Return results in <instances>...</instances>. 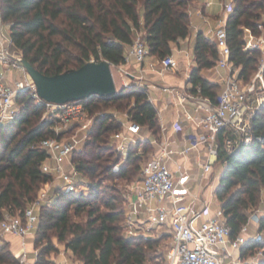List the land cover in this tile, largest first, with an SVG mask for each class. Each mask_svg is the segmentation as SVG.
<instances>
[{"label":"trees","instance_id":"16d2710c","mask_svg":"<svg viewBox=\"0 0 264 264\" xmlns=\"http://www.w3.org/2000/svg\"><path fill=\"white\" fill-rule=\"evenodd\" d=\"M195 1L0 0V19L8 26L21 57L40 72L53 75L91 60L123 64L125 50L137 33L149 54L161 60L189 35L190 7ZM263 13L264 0H232V9L227 14L229 59L239 69L243 81L252 77L261 59L259 50L244 49L245 29L258 34L257 25L263 22ZM193 54L195 65L188 76L192 90L199 86L201 95L215 103L221 86L202 75L204 69L214 67L219 59L214 40L203 31L197 32ZM15 100L19 105L17 114L10 123L0 126V219L6 213L23 215L40 188L52 180V176L41 171L46 153L40 141L54 136L53 123L41 120L44 107L28 92L18 93ZM83 101L93 121L87 137L71 158L89 178L87 193L66 192L59 186L52 189L50 200L39 209L33 235L37 250L34 264H51L48 254L56 250L51 236L64 242L82 264H153L147 250L156 240L125 234L124 193L121 188L103 185L100 177L115 175L126 182L139 179L146 147L152 146L149 139H140L125 155L117 151L112 135L121 130L122 119L104 110L110 107L124 110L128 120L159 138L157 107L146 89L138 88L136 83L122 86L112 96L92 95ZM252 131L262 140L241 144L232 152L223 149V134L218 135L220 147L215 166L221 170L215 194L231 238L240 233L249 216L264 201V106L252 120ZM115 154L120 157L112 164ZM255 223L256 233L261 237L246 239L240 247L242 257L256 249H261L264 255V214H259ZM164 260L165 254L160 264ZM16 263L9 242L0 240V264ZM258 264H264V259Z\"/></svg>","mask_w":264,"mask_h":264},{"label":"built area","instance_id":"2783aa9c","mask_svg":"<svg viewBox=\"0 0 264 264\" xmlns=\"http://www.w3.org/2000/svg\"><path fill=\"white\" fill-rule=\"evenodd\" d=\"M224 14L218 16L214 24H209L208 17L203 16L210 25L209 38L214 40L219 59L216 66L225 68L221 78V88L216 102L201 95L197 86L195 93L177 94V102L184 104L193 100L192 109L184 108L182 117L193 129L186 135L187 144L173 147L167 139L150 141L158 150L152 157L144 159L140 164V177L126 185L125 217L123 230L131 236L147 237L141 229L159 226L168 231L170 242L165 252L164 264H228L232 258V250L239 251L246 242L245 233L250 223L257 222L259 214H264V207H258L249 216L240 233L230 237L221 207L211 209L218 176L215 164L218 159L219 133L223 134L222 146L226 152L234 151L241 144L249 145L254 140L261 141L252 131V120L257 110L264 106V13L263 22L258 23V34L245 29L244 49H257L261 59L257 70L248 81L239 77V69L230 61V47L227 41L226 18L232 9V0H223ZM3 22L0 21V126L10 123L18 112L16 96L28 92L36 103L42 104L44 111L41 120L52 122L54 136L44 138L40 146L46 153L41 163V171L52 176L51 182L44 184L37 198L24 210L23 215L4 214L0 219V235L17 237L20 248L15 254L18 263L28 264L26 239L35 231L39 209L50 200L54 187L66 192L87 193V184L82 181V173L72 161V154L81 144L90 130L93 116L89 114L85 102L72 100L64 103L47 102L41 99L31 77L22 64L21 54L12 52V40L9 34L3 33ZM143 39L138 34L134 42L125 50L124 64L136 61L143 63L149 56ZM93 61V60H91ZM162 70L177 68V60L169 54L158 61ZM154 67V64H150ZM13 69L19 77L12 83L4 81L6 70ZM140 72L143 69L140 67ZM138 88H142L139 84ZM179 120H175L176 130ZM122 128L112 135L115 149L125 155L141 137V126L126 117L122 119ZM203 146L205 157L197 160V172L194 173L189 161V153L199 151ZM139 153L143 152L138 148ZM174 155L179 157L177 160ZM172 162V166L169 165ZM196 174V175H194ZM195 180L193 187L189 182ZM210 188V195L205 197L203 191ZM76 194V193H75ZM256 233L253 238H260ZM239 258L237 259V261Z\"/></svg>","mask_w":264,"mask_h":264},{"label":"crops","instance_id":"0c3cea01","mask_svg":"<svg viewBox=\"0 0 264 264\" xmlns=\"http://www.w3.org/2000/svg\"><path fill=\"white\" fill-rule=\"evenodd\" d=\"M223 0H220L222 2ZM229 1V0H227ZM211 3H202L199 0L195 1L190 7V17H191V29L189 35L180 40L178 45H174L172 47V56L177 60L178 66L177 68L171 70V73H162L157 71V65L159 66L158 59L153 55H149L145 58L143 63H138L136 61L129 62L127 67H130L135 73H141L142 75L145 72L144 79L147 85L146 91L149 99L154 103L157 107L158 117L161 126V133L159 138L151 136V132L145 128L141 131V137L144 140L149 139L150 141L157 140L158 142L167 139L170 141L171 145L175 147H181L184 144H187L188 140L186 139V135L193 131L190 123L186 121L182 117V111L184 108L192 109L194 105L193 100H187L183 105L177 102V94L178 93H195L192 89V84L188 81V76L195 65L194 54H193V43L194 37L197 32L203 31V33L209 37L210 36V25L214 24L215 19L218 16H221V13L209 14L205 12V6ZM203 16L208 17L209 24L206 23L203 19ZM11 50L14 53L20 54L18 49L13 45L11 46ZM154 64V67H151L150 64ZM140 67L143 69V72H140ZM2 67L0 66V71ZM164 71V70H162ZM205 72H213L217 78H209L205 76ZM225 68L214 66L210 69H204L202 71V75L208 78L210 81L217 83L221 86V78L225 75ZM129 78H138L132 72H128ZM141 75V76H142ZM140 76V77H141ZM19 77V73L13 69H9L5 71L4 81L6 83H12L15 79ZM143 79V78H142ZM123 86V85H122ZM175 120H179L183 122L184 126H177L176 130L173 127ZM184 128V129H183ZM153 147L156 148V152L158 150L157 145L151 143ZM199 151H192L189 153V161L192 170L194 173L197 172V160L205 157V151L203 150V146L199 147ZM155 152V153H156ZM155 155V154H154ZM174 157L179 160L177 155ZM169 165L172 166V162H169ZM216 173V167H215ZM196 175V174H194ZM195 180H191L189 182L190 186L193 187ZM208 189V188H206ZM205 191V190H204ZM203 191V195H204ZM210 195V188H209ZM215 199V198H214ZM213 199V200H214ZM217 200V199H216ZM256 223H250L248 229L245 233L246 238L253 237L256 234ZM249 235V236H248ZM30 236V235H29ZM7 240L11 244V239L14 243H16V250L11 249L14 254H17L20 248V240L17 237L6 236ZM33 238V234L30 236ZM12 246V245H11ZM28 250H32L34 248L33 242L29 243ZM236 252V253H235ZM232 258L235 260L239 258V251L232 250ZM33 264L35 262V258H33ZM67 264V263H66ZM229 264V263H228ZM231 264H233L231 262ZM238 264V263H237Z\"/></svg>","mask_w":264,"mask_h":264},{"label":"rangeland","instance_id":"374dc122","mask_svg":"<svg viewBox=\"0 0 264 264\" xmlns=\"http://www.w3.org/2000/svg\"><path fill=\"white\" fill-rule=\"evenodd\" d=\"M199 1L204 3V4L211 1V3H209L205 6V12L206 13L215 14V13L219 12V13H221V15L224 14L222 2H220V0H199ZM0 21H1V19H0ZM3 33L5 35L9 34L8 26L5 23L3 24ZM138 34L140 35V33H137L136 36ZM156 69H157V71L162 72L164 74L165 73H171V70L162 71V68L160 65L159 66L157 65ZM111 70H112V74H113V78H114V82H115L117 90L120 89L122 87V85L123 86H125V85L129 86V85L135 84V83L137 85L139 84L142 88H147V85L145 83L146 80L144 79L145 72L143 75L141 73H137V72L135 73L134 70H132L130 67H127V65L124 63L118 64V65L112 64ZM128 72L134 73L136 76H139L138 78H141V79H136L134 77L129 78L130 76L128 75ZM204 75L209 77V78H217L213 72H208V73L205 72ZM17 106L19 108L18 104H17ZM104 111L111 112L116 118L123 119L125 117V111L124 110L120 111V110L114 109L113 107H110ZM159 123H160V121H159ZM182 123L183 122L179 121L178 125L180 124V126L183 127L184 124H182ZM160 128H161V126H160ZM146 148H147L146 149L147 151L145 152L144 157L145 158L152 157L156 152V148L153 146H147ZM119 157L120 156L117 157V155L115 154L114 157H112L113 158L112 164H114L119 159ZM122 160H123V156H122ZM141 162H142V160H141ZM116 168H117V164L114 166V170ZM220 170H221V167L216 166V174H212L211 176H218ZM81 177H82L81 179L84 183L89 181V178L87 176H85L84 174H82ZM100 180H102L103 185L121 188L122 192L124 194H125L126 185L130 183V181L126 182L124 179H121L115 175L102 176V177H100ZM62 188H65V187H62ZM77 192L78 191L76 190L75 193L77 194ZM204 195H205V197L209 196V188L204 191ZM217 206H218V201L216 199H214L213 203H211V209H215ZM258 207L259 208L264 207V201H262ZM141 231L143 233H146L147 237L153 238L157 242L154 244V246L152 248L147 250V257L152 259L153 264L163 263V256H164V254L168 248L169 242H170V235H169L168 231L162 227H159V226L148 227L147 225H145L144 228L141 229ZM34 232L35 231H33V235H34ZM0 240L8 241L6 236H2V235H0ZM31 241L33 242V238H30V236H29V238L26 239L27 246H29V243ZM51 241L56 248V250H53L48 254V258H49L51 264H66V263L67 264H82L73 255V253L66 248L64 242L58 241L56 236H51ZM9 248L16 250V243H14L12 239H11V244L9 242ZM27 257L29 260L28 264H33L32 260H33V258H35V253L29 252V253H27ZM261 259H264V255L262 254L261 249H256L253 252H247L246 254H244V257H242L241 250H239V260L237 261V259H236V262L238 264H258V262ZM228 262H229V264H231L230 259H228ZM146 264H149V262H146Z\"/></svg>","mask_w":264,"mask_h":264},{"label":"water","instance_id":"95a60500","mask_svg":"<svg viewBox=\"0 0 264 264\" xmlns=\"http://www.w3.org/2000/svg\"><path fill=\"white\" fill-rule=\"evenodd\" d=\"M38 96L47 102L64 103L82 100L92 95L112 96L117 93L111 66L107 60L88 61L78 68L47 75L22 58Z\"/></svg>","mask_w":264,"mask_h":264}]
</instances>
